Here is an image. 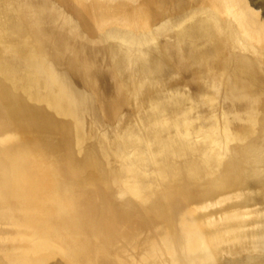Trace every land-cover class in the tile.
Listing matches in <instances>:
<instances>
[{"label": "water", "instance_id": "1", "mask_svg": "<svg viewBox=\"0 0 264 264\" xmlns=\"http://www.w3.org/2000/svg\"><path fill=\"white\" fill-rule=\"evenodd\" d=\"M38 1L0 0V134L8 133L9 137L0 147V262L31 264L33 255L29 252H37L42 258L39 264H48L58 251L45 247L40 251L36 242L49 240L60 247L62 254L58 255L79 263L85 248L79 241L73 247L64 235L75 234L74 228H67V220L62 225L51 213L60 214L68 206L79 205L98 222L106 204L113 207L116 222L134 220L138 231L151 236L146 241L122 244L119 264H144L141 261L148 260L149 253L150 264H163L171 258L170 264H177L176 254L181 255L180 249L191 237L236 224L241 217L231 214L239 211L247 212V219L255 223L250 234L259 240L257 244L214 252L218 254L214 261L205 257V249L195 248L189 258L183 255L182 264H224L227 259L243 258L255 263L264 259V204L251 206L255 203L253 191L228 192L234 187L245 188L249 177L264 182V120L254 136L243 130L244 144L226 145L231 153L223 163H216L207 158L212 151L209 142L191 143L189 128L162 123L168 109H181L186 97H171L174 106L164 100L161 106L155 104L164 99L167 90L184 82L190 71L193 84H189L194 89L199 86L195 81L214 73L197 59L195 62L191 52L197 44L193 40L199 35L205 40L202 43H207L206 50L212 51L218 49L214 46L222 43L224 35L196 17L189 24L162 22L156 28L135 31L109 25L86 29L57 0ZM238 8L240 19L232 21L237 32L249 41L258 40L246 29L251 22L247 16L254 7L242 2ZM160 20L165 21L158 19L153 25ZM204 26L213 34L209 35ZM214 35L217 38L211 45L208 41ZM230 44L236 45V40L231 38ZM176 53L186 57L172 56ZM42 87L48 90L46 95ZM36 99L51 100L52 107L29 103ZM127 106L141 114L146 131L140 135L132 129L110 142L98 137L82 148L81 158L76 148L83 146L84 139L77 137L71 123L62 124L54 116V112H65L81 117L89 112L103 123L99 115L103 113L110 124H115ZM65 125L72 136L62 145L55 136ZM17 130L34 134L37 141H27L24 133H10ZM221 139L226 140L224 132ZM145 158L147 165L139 167L138 159ZM40 162L52 187L43 188L45 192L37 195L27 178L38 176L36 165ZM32 166L36 172L29 175ZM104 190L108 195L102 194ZM20 211L28 216L19 221L21 228L17 230L14 218ZM212 215L213 220L204 219ZM161 219L165 224L157 226L155 222ZM196 222L202 223L200 228L194 226ZM18 232L21 240L13 241ZM148 240L154 243L137 250V245ZM165 243L172 246L174 257H167L163 251ZM28 244L33 247L27 248Z\"/></svg>", "mask_w": 264, "mask_h": 264}, {"label": "rangeland", "instance_id": "2", "mask_svg": "<svg viewBox=\"0 0 264 264\" xmlns=\"http://www.w3.org/2000/svg\"><path fill=\"white\" fill-rule=\"evenodd\" d=\"M57 1L60 2V4H62L65 8H67L72 16L74 14V16L78 18L79 22L82 25H84L86 29H91V28L100 29V27L109 25V26H115L117 29H124L126 31H133V30L135 31L136 29L139 30L148 29L151 26H154L156 28V26L164 22L160 20L157 23V25H153L152 16L150 14V11L151 9H153V6H150L148 4L150 0H135L134 2L132 0L131 2L129 1L130 3H128L127 0L124 1L117 0L116 2L113 1L110 2L109 0H57ZM209 1L210 0H200L199 2L196 0L194 13H192V15L190 16L187 14L185 16L180 15L179 17L180 21H178L177 24H180L181 22H185L186 24H189L190 22H192L191 20H193L192 17H196L195 19H198L203 22L210 21L209 22L210 25L217 24L218 26L223 25L224 27H226L225 25H227L226 21L231 19L229 20L228 23L230 27H232L233 23L231 24V22L235 19H240L239 16L240 12L238 5L242 6V2H244V5H250L255 8L254 11H252L253 13L250 12V14L247 16L251 22L254 18L255 19L253 20L252 23L247 22L249 23V25L247 26L248 28L246 27L245 28L249 32V35H253V36L257 35L259 38L258 40L255 41H249L246 35L244 37L241 36L234 27L236 34V38H235L236 45L233 44V49L235 50L230 51L229 54L226 55H221V54L216 55V53H214L213 57L217 59V64L209 67L214 70L213 71L214 73H210L207 76L208 78L206 79L202 78L199 81H195L194 84L195 85L198 84L199 86L197 89H194L190 85L191 83L193 84V82L190 81V79L192 78V71H190L189 75L186 76L187 78H184V82L181 81L175 84L176 86H173L170 90H167L165 92L163 96L164 99L162 98L156 101L155 103L156 106H159L163 100L167 103H170L171 106H174L175 103L171 99V97H175V96L186 97V100L182 105L181 109H175V110L170 108L168 109L165 116L166 121H162V123L168 121H176L179 119H183L186 125H189L192 122L191 125V128H193L191 130L192 134L189 136V140L191 143L193 142L200 143L203 141L204 135L208 136L212 134V131L210 130L212 124H215L217 126V132L220 133L224 131L226 126L229 127L230 133H232L234 136L239 135L238 134L239 130L241 132H243V130H247L250 132L251 136H254L257 134L258 130L260 129L262 125L261 123L262 120H264V71L263 72L261 71L259 75L253 73L248 65H245L244 63L240 62L241 61L240 59L246 58L251 61L256 57L251 54L245 53L244 51L237 50L239 42L242 43L243 48L252 49L254 51V54L258 53L260 44L264 45V26H262L264 25L263 24L264 9L260 5L254 3L253 0H240V1L212 0L210 2L211 3L210 5H212L213 2L215 8L213 7V5L211 7L209 6ZM160 2H163L165 6H163L162 14L160 13L162 17H160L159 19L162 18L163 20H167V16H169L170 13L177 12L176 9H179V12L181 10H186L183 9V6L179 4L177 0H160ZM227 2L229 3V5ZM226 9L229 10L226 11ZM218 13H219L218 17L219 18L221 17L220 19L217 17ZM245 15L246 13L243 14V17ZM226 16H227V20H226ZM259 18L261 19L263 18V19L259 20ZM245 21H247V19H245ZM199 27L202 28L203 25H199ZM204 27L208 34L212 32L209 27L206 26ZM186 28H189V26ZM227 36L229 35L227 34ZM197 38L201 39L199 35L195 37L196 40H198ZM199 43L200 41L198 42V44ZM198 44H197V48H195L194 51L191 52V55L197 52V50L199 51L203 48L204 44L203 45H198ZM172 56H176V55L174 54ZM181 56H184V54H181ZM205 61L206 59H203V62ZM24 75L25 74H23V77ZM46 76H48L47 73ZM41 90L43 95H46V92L48 90L45 89L44 87H42ZM29 103L40 107H45V105H47L43 101L42 102L31 101ZM49 111L53 112L52 109H49ZM99 115L103 123H98L95 116L89 112L87 113L85 112L81 117L65 114V112L64 114L63 113L59 114L57 112H54V116L56 120H58L62 124L71 123L77 137L84 139L85 142L83 146L82 147L77 146L76 148V151L78 153L77 156L79 158H81L83 155L82 153H80L83 152L82 148H84L85 145L95 141L98 137H101L103 140L110 142V141H114L117 138L118 139L122 138L132 129L137 130L140 133V135L143 134V131H146V127L142 123L141 114L136 111H133L132 106H127L126 109L123 110V112L118 117L119 120L115 124H110L109 121L106 119L105 114L99 113ZM197 130H201V131L208 130V131H205L207 133L198 134ZM61 132L62 133L56 132L57 135L55 137L58 140V141L56 140V142L58 143L63 141L65 142L66 138L68 139L72 136V132L68 128V125H65V127L63 126L61 128ZM10 133L11 134L24 133V139H28L27 141H31V140L33 142L37 141V140H33L34 138H36L34 137V134L28 131L23 132L21 130L20 131L17 130V131H11ZM174 134L175 132H172L171 135ZM244 140L245 139L242 137L237 140L230 141L229 146L233 147L236 144H244L245 143ZM64 142L61 144L64 145ZM223 147L225 154L228 156L230 152H228V150L227 151L225 150L226 145ZM113 165L118 166L117 163H114ZM43 167L44 168H42V170L44 171L45 165ZM245 181H246L245 188L241 186L234 187V188H230L228 192L229 191L238 192L239 190L253 191L254 192L253 199L255 200V203H253L251 206L263 205L264 194L260 191L264 189V182H262V179L254 176V177L246 178ZM191 189L195 190L199 188H195V189L191 188ZM36 194L41 195L37 190H36ZM102 194L105 196L108 195V192L104 190ZM80 203L81 202H78V204ZM104 207L106 209L103 210L104 213H100L99 215L100 219L98 222H94L93 219H90L91 217L87 214L88 212L86 210H83V208L80 207L79 205L68 206L62 213L60 212V214H58L57 211L51 213L53 214L52 216L53 219L60 222L62 225L64 224L63 221L67 220L66 222L67 228H72V229L74 228L73 230H75L74 231L75 234H73L72 232H68L64 234L65 238H67V242L71 243L73 247H76L77 245L75 243L79 241L81 243L80 245H82L85 248V250L80 256L82 260H80L78 263L77 261L68 259V257L67 259H65L62 258L61 255H58L59 253L62 254V252L60 247H55L57 244L52 243L47 239L46 240L48 243L44 242L45 240H43V242H36V248H39L40 251H43L44 247L45 250L48 249L49 251L52 250L54 252L58 251L57 254H54V259H51L48 264H119L118 262L120 261V257H119L120 253H118V249L122 244H125L126 242L132 243L133 241H136V239H139V241L142 242L140 238L142 234H144V231H141L143 232L142 234L136 235L134 231L138 229L135 228L132 229V225H130L132 224L131 222L130 223L129 222L127 223V221L122 223L116 222L112 211L113 207L107 204ZM70 214H73V216L68 218ZM247 214L248 213L244 211L235 212L234 214L231 215H239L241 217L236 224L224 225V227L216 228V230L209 231L208 233L203 235L196 233L194 238L192 237L190 238L188 245L184 247V249L182 250L180 249L181 255L176 254L175 258L176 259L178 258L180 261L183 255L185 257L186 256L188 257L191 251L194 250L195 248L201 249L203 251L205 250L207 251L212 248H221L222 246L231 243L232 239L235 238L237 239L238 234L240 235L244 233L249 234L250 241H256L255 244H257L259 240H257V238L253 237V235L250 234V231L252 228H254L255 223L254 222L251 223L250 220L247 219L248 217ZM16 215L18 216L14 218V223L17 226V230H18L19 228H21L19 225V221H21L22 219H26L25 216L28 215L26 214L24 215L23 211H20ZM213 217L214 216L212 215L209 218L206 217L204 219H206V221H209V220H213L212 219ZM138 222L142 223V221L140 220ZM164 222L166 221L161 219L156 221L155 224H157V226H161L162 224H165ZM200 224L202 225V223L196 222L194 226L200 228ZM29 229L32 228L30 227ZM21 237L22 236H20V233L18 232V236L17 235L13 236L12 240L19 241V239L21 240ZM149 237L151 238V236ZM151 240L150 242L147 241L148 243L144 242L141 245H137V250H144L146 248V245H149L151 244V242H153ZM26 247L30 248L33 246L28 244ZM88 247H90L91 251H89ZM164 252L166 253L167 257L175 256L172 251L171 245L170 246L168 245ZM9 254L11 255L12 252L10 251ZM29 254L33 255L30 256L29 263L39 264L42 262V258L39 256L40 255L39 253L29 252ZM146 258H148V256ZM149 260H151V257L150 259L143 261L144 264H150ZM173 260H174L173 258L165 259V264H170L168 261H173ZM257 262L249 263L245 261V258H243L239 260L227 259V261H225L224 264H264V259L258 260ZM0 264L2 263L0 262Z\"/></svg>", "mask_w": 264, "mask_h": 264}, {"label": "bare ground", "instance_id": "3", "mask_svg": "<svg viewBox=\"0 0 264 264\" xmlns=\"http://www.w3.org/2000/svg\"><path fill=\"white\" fill-rule=\"evenodd\" d=\"M36 1H38V0H36ZM132 1V0H131ZM197 1H199L200 2V0H197ZM212 0H210L209 1V6L211 7L212 5H213V2H212V5H210ZM215 1V0H214ZM220 1V0H219ZM222 1H224V0H222ZM231 1V0H230ZM234 1V0H233ZM240 1V0H239ZM39 2V1H38ZM177 2L179 3V4H181L182 6H183V9H186V10H181L180 12H179V9H176L177 10V12L176 13H170L169 14V16H167V20H165L166 21V23L167 24H177L178 23V21H180V15H183V16H185L186 14L187 15H192V13H194V9H195V5H196V0H177ZM253 2L254 3H256L257 5H260L263 9H264V0H253ZM43 4L42 5H44V1L42 2ZM216 3V2H215ZM225 3H226V1H225ZM228 3V2H227ZM253 3V4H254ZM150 6H153V9H151V11H150V14H151V16H152V20L153 21H157L160 17H162L161 16V14H162V11H163V6H165L164 5V3L163 2H160V0L158 1V0H150L149 1V3H148ZM152 4V5H151ZM217 4V3H216ZM235 4V3H234ZM224 5V4H223ZM222 5V6H223ZM227 5V4H226ZM228 5H229V3H228ZM227 5V6H228ZM149 6V7H150ZM221 6V5H220ZM234 6V5H233ZM239 6V5H238ZM213 7H214V5H213ZM216 7H217V5H216ZM235 7V6H234ZM215 8V7H214ZM224 8H225V6H224ZM226 8H228V7H226ZM257 8V7H256ZM255 9V8H254ZM225 10V9H224ZM229 10V9H228ZM227 9H226V11H228ZM236 10V9H235ZM261 10V9H260ZM127 12V11H126ZM218 12V11H217ZM231 12V11H230ZM235 12V11H234ZM262 12V11H261ZM161 13V14H160ZM253 13V12H252ZM232 14V13H231ZM234 14V13H233ZM237 14V13H236ZM257 14H258V12H257ZM218 15H219V13L217 14V17H218ZM263 15V14H262ZM254 16V15H253ZM258 16V15H257ZM260 16V15H259ZM236 17V16H235ZM256 17V16H255ZM136 18V17H135ZM219 18V17H218ZM221 18V17H220ZM219 18V19H220ZM238 18V17H237ZM149 19V18H148ZM147 19V20H148ZM162 19V18H161ZM235 19V18H234ZM255 19V18H254ZM253 19V20H254ZM261 18H259V20H260ZM263 19V18H262ZM261 19V20H262ZM201 20H202V18H201ZM226 20H227V16H226ZM229 20H231V19H229ZM229 20H227L226 22H227V25H225L226 27H224L223 25V27L221 26V25H217V24H213L214 25V27H216L217 28V32L218 33H221V34H223L224 35V37H223V39H222V43L221 44H216L214 47L215 48H218V49H213L212 48V51H209V50H206V48L204 47V46H206L205 44H207V43H205L204 45H203V43H202V41L203 40H201V39H198V40H194L195 41V43L196 44H198V42L200 41V43L198 44V45H203V48L201 49V50H197V52H195V53H193L192 55L195 57V62H196V59H197V61L199 62V64H202L201 66H203V67H205L206 69H207V71L210 73V72H213L214 70L212 69V68H209V67H211L212 65H216L217 64V59L215 58V57H213V55H214V53H216V54H221V55H226V54H229V52L230 51H232V50H235V49H233V45H231L230 44V39L231 38H236V34H235V28H234V24L232 25V27H230V25H229ZM253 20H252V22H253ZM146 21V20H145ZM164 21V22H165ZM187 21V20H186ZM220 21V20H219ZM256 21V20H255ZM264 21V20H263ZM193 22V21H192ZM210 22V21H209ZM208 22V23H209ZM221 22V21H220ZM223 23V22H222ZM154 24V23H153ZM231 24H232V22H231ZM262 24V23H261ZM264 24V23H263ZM140 25V24H139ZM212 25V26H213ZM217 25V26H216ZM259 25H260V23H259ZM146 26V25H145ZM262 26H264V25H262ZM152 27V26H151ZM228 27V29H226ZM186 29H188V28H186ZM189 30V29H188ZM226 31H227V33H226ZM213 33L211 32L209 35H212ZM225 34H228L229 36H227V35H225ZM213 37H214V40H213ZM216 38H217V35H214V36H212L211 37V40L212 41H208L211 45H212V42L213 41H215L216 40ZM208 39V38H207ZM198 41V42H197ZM205 41V40H204ZM214 44V43H213ZM245 46V45H244ZM264 46V45H263ZM193 48V50H192V52L194 51V47H192ZM238 49V51H244L245 53H248V54H251V55H253V56H255L256 58L255 59H253V60H248V59H246V58H241L239 61L241 62V63H244L245 65H248L249 66V68L252 70V72L253 73H256L257 75H259V73L262 71H264V48H262L261 46H260V48H259V51H258V53H256V54H254V51L252 50V49H245V48H243V45H242V43H238V47H237ZM247 50V51H246ZM199 53V54H198ZM196 54H198V55H196ZM176 56H181V54H178V53H176L175 54ZM181 57H183V59L186 57V55L184 54V56H181ZM203 59H206V61L205 62H203ZM261 77V76H260ZM33 95H30V97H32ZM34 100V99H33ZM36 101H38V99H36ZM50 101L51 100H43V102H45L47 105H49L48 107H52V103H51V105H50ZM39 102H42V100H39ZM57 102V101H56ZM59 116V115H58ZM58 116H57V118H58ZM65 116V115H64ZM67 117H69V116H67ZM65 118V117H64ZM58 121V120H57ZM163 124L164 125H169V126H171V125H175L176 127H180V126H184V127H187V128H189V131H191L193 128H191V125H192V122H191V124H189V125H186V123L183 121V119H179V120H176V121H168V122H163ZM230 126V125H229ZM65 127V126H64ZM202 130V129H201ZM201 130H197V133L198 134H203V133H207V132H205V131H208V130H204V131H201ZM210 130L212 131V134H210V135H208V136H205L204 137V142H209V144H208V146H209V148L210 149H212V151H210V157H211V161H214V162H216V163H223V161H224V159H226L227 157H225V156H227L226 154H225V151H224V147L223 146H225V145H229V143H230V141H233V140H237V139H239V137H243V135H242V132L239 130V135H236V136H234L232 133H230V131H229V127H226L225 126V129H224V133H225V136H226V140L225 141H223L222 139H221V133L220 132H217V126L215 125V124H212V126L210 127ZM200 131V132H199ZM192 134V132L191 133H189V135L188 136H190ZM197 134V135H198ZM8 136V133H4V134H0V147H3L4 146V143H8V139H9V137H7ZM59 136H61V135H59ZM60 138V137H59ZM63 138V137H62ZM67 139V138H66ZM64 140V139H63ZM217 140V141H216ZM58 141V140H57ZM64 142V141H63ZM193 143H198V142H193ZM211 146V147H210ZM227 147H229V146H227ZM227 147H226V151L228 150L227 149ZM217 152H218V155H217ZM228 152H230L231 153V148L228 150ZM132 153V152H131ZM219 155H220V157H219ZM45 157V155L43 156V157H41V158H44ZM78 157V156H77ZM209 157V155H208V157L207 158H210ZM147 159L145 158L143 161H141V160H139L138 159V162H137V164H138V166L139 167H141L142 168V166H145V165H147ZM44 165L40 162V163H37V165H36V168L39 170V171H37V175L38 176H35V177H28L27 179L28 180H30L31 179V181H29V187L31 186V187H33V188H35V190H37L38 192H39V194H43L44 192H45V189H43V188H46V187H49L50 189H51V187H52V184H51V178L42 170V168H44L43 167ZM33 168V166L27 171V173L29 174V175H31V174H34L35 172H36V170L34 171V169H32ZM146 171H148V170H146ZM33 178V179H32ZM42 186V187H41ZM29 187H28V189H29ZM51 199V198H50ZM113 211V210H112ZM132 221V229H134L136 226H135V222H134V220H131ZM135 229H137V228H135ZM134 233H136V235H140V234H142L143 232H139L138 230H135L134 231ZM145 234H142V236H141V238H143V236H144ZM249 234H246V233H244V234H238V238L236 239H232V241H231V243H229L228 245H225V246H222L221 248H212V249H209V250H207V251H205L204 253H206L205 254V257L207 258H209V259H207V260H209V261H214L213 259L214 258H216L217 256H218V254H216V253H214V252H220V251H222V252H226V251H229L230 249H235V248H241V246H243V249L244 248H246V249H248V246L249 245H253V244H255V242L256 241H250V239H249ZM136 237V236H135ZM140 238V240H147V238L148 237H146V235L144 236V238L143 239H141ZM137 240H139V239H137ZM148 242H149V240H148ZM147 242V243H148ZM168 246V244H164V250L163 251H165L166 250V247ZM254 246V245H253ZM255 248V247H254ZM221 249V250H220ZM151 252H153L154 250L153 249H151L150 250ZM149 255H151L150 253L149 254H147V256H148V259H150V256ZM139 256L141 257V255L139 254ZM138 256V257H139ZM191 255H189L187 258H189ZM185 257V258H186ZM186 258V259H187ZM143 261H145V259H143L142 260V262ZM177 261H179V259L177 258ZM183 257H182V259L177 263V264H182L183 263ZM169 263H171L172 261H168ZM119 263V262H118ZM153 264V263H152ZM163 264H165V263H163Z\"/></svg>", "mask_w": 264, "mask_h": 264}]
</instances>
